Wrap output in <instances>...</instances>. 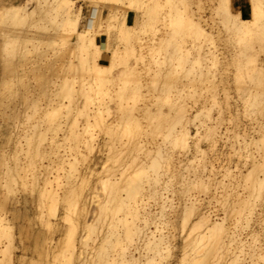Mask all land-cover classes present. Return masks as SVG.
Segmentation results:
<instances>
[{"label":"rangeland","instance_id":"1","mask_svg":"<svg viewBox=\"0 0 264 264\" xmlns=\"http://www.w3.org/2000/svg\"><path fill=\"white\" fill-rule=\"evenodd\" d=\"M20 1L21 0H0V46L2 48H0V77H3L5 75V77H3V80L0 79L1 82L4 81V84L2 83L4 86L1 84L3 87L0 85V90L6 88L7 90L5 89L4 91L6 93L9 91V93L7 94L2 90L0 91V93L3 92V96L6 94L7 97V95L9 94V99L8 97L6 99L5 96L3 97L2 94H0V97L2 96V100L0 98V101H2L1 104L6 103V107L5 105H3V107L0 104V126L3 125L1 126L2 128L0 127V132H5L4 134H6L4 135L3 133H0V144L2 145H0V160L2 162H0V184L3 185V188H1L2 185L0 186V192H2L0 194L3 195L5 193L4 191H7V186H5L4 184L5 182H11L12 179H9L12 176V178H14L15 180L10 184L11 187H14V193L16 191V194L11 195V192L8 196L9 198L7 199L9 200H6L7 202L5 204L6 210H3L0 206V218L9 220L14 226V246L12 247V260L10 261V264H65V260H67L65 258L68 257L67 245L74 242L76 246H79L80 242L78 243V239L85 233L84 231H86L82 228V226H71L70 222L72 217H79V222L85 220L88 225H92V229L89 230L87 234V236H89L88 244L87 246L82 247L83 251L85 248V259L86 256L89 257V255L93 251L94 246L98 244V242H100L104 234L110 229V222L114 221V217H122L121 214L123 213L120 211H112L109 208L104 209L101 207V204L97 203L98 200L101 201L102 199H104V192L107 189V187L104 189L102 188L101 184L99 183L98 177L101 175L104 177L107 173V170L109 169L114 172L112 173L108 170L110 173L108 172L107 175L111 177V175L116 172L112 177L117 178L120 171L124 169L123 166H121V169L120 165L126 164V167L127 164L131 162L129 161V159L134 158V155H136V157L139 156V159L144 156L143 159H145V155H143L142 152L139 153V151H133V154L130 152V154L133 155H131L132 157L130 158L129 152L125 150V142L128 141L127 138H129L130 136L127 134V131L131 128L129 113L131 111L136 112V110L142 107V105L144 106V104H147L148 107L151 106V108L155 112H161V115L159 116L160 118H155V124H157V127L153 124L150 127L152 128L151 133L149 125L147 124V117L143 118L139 111L140 115L138 116V118L140 120L141 126L144 127V129H146L148 133V136H146L148 139L147 144L149 142L150 143L147 146L152 148L151 146H154V144H158L161 145V147L166 146L170 150L171 145L166 138H163L162 134L171 128L174 121V113L172 110L169 111L168 109L169 99L175 97L177 94V90L180 89L183 96L187 93V95L184 96L185 98L183 97V103H187L185 104L187 107H189V111L193 110L191 112H195L196 110L194 111V109L202 106L203 103H205L206 106L212 108V104L213 108L212 110L210 108V114L212 113L211 115L212 117H214V121H218L216 120V118L220 120V123L217 124V130H221L222 138L217 141V150L213 151V149L210 148V146L204 139L200 141V144L206 151L205 164L207 168H210V165H212L218 179H222V183L218 184L216 186V189H211L210 191L205 193V191L201 190L200 187L192 186L190 183H187L188 181L182 180L180 177H175L170 182L171 185L168 186L167 195L172 198L173 207L166 208V212L169 213L168 218L172 220V223L167 226L169 229L168 231L171 232L172 238L170 242V257L167 259V261L164 262V264H176L177 258L181 254V248L183 245L182 237L185 236L184 230L182 231L180 225L179 216L177 215L179 214L178 212L182 206V203L184 201H187L189 195H196L201 201L200 207H202L207 212L211 211L212 217H221L225 215V211H223L222 204L220 205V203H217L216 198L220 200V195L224 193L222 187L223 183H229L228 177L222 175L225 173L224 169L226 167H229L234 174L238 173V170H241L242 172L247 171L246 165H249L250 157L248 158L247 156L242 155L244 154V147L241 149V151H239L241 152L240 155L235 147H238L237 143L239 142L234 139V133L240 132L242 130L248 132L247 128L253 125L257 126V123L262 124V126L264 125V113H254L252 111V108L254 107H252V105L249 104V102H247L246 100L248 99L247 93L249 95V91L254 90V87L256 90H261V82L264 78V69H261L263 70L262 72L260 71V69L255 68L258 69L256 70L258 72H256L254 71L255 69L252 68V63L255 62V58L257 59L256 64L262 62L264 65L263 40H261L260 38H255L256 36H254L253 34V37H251L250 40L247 39L246 42H244L245 40L241 42V40V43L239 42L240 44L237 43L238 39L236 41L237 37L231 31L232 29H227V25L225 23H221L219 20L220 17L217 14V16H215L214 14L216 12H214L213 8L216 5L217 0H213V2L212 0H201L199 5L200 9L197 8V5L195 6V4H198L197 1H190L191 4H187L189 6H187V10L188 8L192 10L197 9L198 14H200V16L202 14L201 17L202 19H204L202 20V23H207L204 24V26L208 28L207 30L213 31L212 35L214 36H212V40H214L216 44L213 42L211 45L210 41H203L202 46L205 43L204 46L206 47L205 48L203 46V49L205 48L204 50H207L208 48L206 45L209 46L210 44L211 46H217L216 48H214L215 50L218 49L216 50L217 53L219 52L217 65H211V63L209 64V61L206 62V60L204 59L203 61L202 59H200L201 63L199 62V64H197V62H195L194 60L196 59V57H198L196 51L197 44L192 41L193 36L191 35L193 34H190L187 31L186 26H177L176 28L173 27V29L171 28V14L169 13V6H163L161 9L156 8L155 11H151V9L149 8L150 4H148L149 0H121V7L114 13H112L111 10H107L105 7L95 8L93 6V3H91L89 0H75L74 9L75 11H79L77 28L79 30H83L84 28H86V26H91L92 31H94L95 28L96 30H98L96 32L98 34L97 42L99 43V47L101 48V54L97 58L99 63L106 64L108 62L109 54L111 53L110 50L114 49L116 51L115 59L110 67L111 73L107 74L109 80L111 81L106 82V88L104 89L106 94L104 95V99H101L102 101L100 100V103H102L101 105L104 106V109L102 110V121L100 125L91 127L93 136L95 138L93 141L95 147L91 152H88L86 148L83 147V144H78L79 141H75L72 137L71 132L74 129V126L69 124L67 125L66 123V106L68 105L69 108L71 107L72 111L76 114L77 124H81V122H84V117L80 115L81 113L79 109L85 104L87 99L85 93L80 89V86L83 84L85 87H90L89 94L91 95L90 98L93 99V102H96L95 97L97 96L95 94V89H97V87L104 88L99 79V76L95 73L94 70L91 69L90 62L86 60L88 52L92 47H83L82 44L79 43L78 39H76V36L74 34H71L67 30H65L64 32L59 29L57 32V36L54 37L52 46L46 45L44 35H40L38 36V41L35 42V45H37V47L35 46L36 49L34 50V52H32L33 56L31 55L26 60H19V47L21 43L14 44L9 42V40L12 39L11 37L17 34L18 30L21 31L19 34L21 37L24 38L30 36L26 31V27L32 21H36L46 26H53L55 24V22L53 21H46V19L51 17V12L49 9L48 11H38L36 9L37 13H34L33 17H30L31 19L27 18V20L25 21L26 23H14L13 21H11V17L14 15V13L7 10V5L9 3L18 4ZM241 1H244V3H246L248 6L251 5L249 3V0H235L236 3H239ZM176 2L178 1L176 0ZM201 2H203V4ZM36 5L37 0H27V7L29 9L36 7ZM177 5L181 6V3H177ZM182 6L180 7V9L183 10ZM191 7H193L194 9ZM201 8H204L203 11H201ZM212 9L213 11H211ZM245 9V14H248L247 20H249V23H251L253 15L249 13V8L247 6ZM171 10H174V8H171ZM231 10L234 11L233 8H231ZM18 14H23V11L19 10ZM40 18H42V20ZM58 18L56 17L57 20ZM216 21L217 24L215 23ZM52 23L54 24L52 25ZM154 25L155 30L154 33H152V27ZM224 26H226V28ZM256 27L258 28L259 26ZM218 28L221 29L219 32ZM49 29L50 32L53 31V29ZM108 32L113 34V38L109 43L111 48L105 50L103 48V38L106 34H108ZM159 40H161L160 50L158 53H155L153 57H151L148 51V47H150L151 43L156 44V42H159ZM1 41H6V46L5 43ZM2 44L4 45V47ZM155 44L154 46H156ZM30 45L31 44H29L28 46L30 47ZM243 45L246 47H242ZM12 48H15V50L17 49L18 51L14 52ZM41 51L44 52L39 53ZM241 53L242 56H240ZM9 58L10 60L7 61H13L11 63L14 66L16 65V63L20 65L16 66L17 69L14 67L15 71L12 70L14 71L13 74L12 71L7 70L8 74L9 72L12 74L11 76H7L6 69L3 68L4 63L6 62L5 64H7L6 59ZM17 59L19 61H17ZM32 59H34V61ZM35 59L38 61H36ZM59 59L64 62V67L60 66L61 64L59 63ZM43 61H50V63H54L55 69L48 68L47 66H45V63H42L44 66L41 67V62ZM39 63L41 64L40 66L38 65ZM35 65L38 69L34 67ZM19 67L20 70H18ZM31 67L35 68L33 70L36 73L38 71L37 74H39V72L41 73V70L45 71L41 73V78H39L40 76L37 77V79L41 81L40 85H38V82H36L35 78L33 79V70L30 71L32 69ZM21 68L23 69V72L27 70L26 74L28 72V77L26 78H29L30 86L29 92L27 93H25V90L19 86L20 82H18V79L16 77L17 73H15L16 71L22 72ZM2 70L4 71V75L2 74L1 76V73H3ZM250 70H252L253 75L251 74ZM43 73L46 74H44L45 77H43ZM248 73L250 74L248 75ZM256 73H258V75ZM134 74L136 76L138 75V77H134ZM254 74L256 75L254 76ZM9 77L11 78V80L9 79ZM135 78H139L140 82L138 81V79H136V81ZM209 78H216L214 83V79L210 81L211 86H208L210 85L208 83V81L210 80ZM200 79L202 80L200 81ZM134 80L137 82V85L135 84ZM253 80L255 82H253ZM10 81L12 84H14L12 85L13 88L12 86L10 87V85L5 86L6 83L11 84ZM42 81H44L45 83ZM64 81H71L74 87V91L72 92L70 101L67 98L66 91L63 89L65 85ZM252 82L255 84L254 87ZM16 85L17 87L15 88ZM222 85L225 86V88ZM133 87H135L134 90L136 89L139 92L137 96L131 95ZM40 88H42V90ZM222 88H224V93L227 94H225L226 96H224ZM10 89L16 90L13 92V94H11ZM211 90V94H213L214 92L218 94V96L217 94L215 96H217L218 99L216 98V100H219L220 104L217 105L216 103L215 105L213 101L209 100L212 99L211 94H208V91L210 93ZM14 93L18 95H14ZM22 94L23 96L26 95V101L21 98L23 97ZM191 95L193 96L190 97ZM135 96L139 99L136 100L138 102L135 101V99H137L135 98ZM208 96H210V98H208ZM31 97H34L35 99L38 97L36 99V105H34V108L32 106L34 103L31 101ZM23 101L26 103H23ZM133 101L136 102V106L135 102ZM151 103L152 105H150ZM87 104L89 105V108L91 107V109L94 106L91 103ZM219 105H222L223 107L221 118L219 116L220 114H217ZM30 106H32V108ZM54 107H60L59 109H55L53 111L56 113V116H54V118L50 120V123L55 122V124L51 125V129H47L45 127L46 122H44V120H42L39 115L43 114V112L45 111L50 112ZM153 110L151 111V113L154 112ZM251 111L256 114V117L255 115L251 114ZM136 114L138 115V112ZM215 116H218L219 118ZM38 122L41 123L40 129L43 132L45 141L40 140V147H38V149H41H39V153L38 151H36L38 154L35 155L31 153H33L34 143H36L35 145H37L38 140H36V137L32 139V144L30 146V155L32 156L30 157V159L28 158L29 155H26L25 153V151L27 150L25 135L27 133L26 131H30L32 125ZM56 122H59V124L57 125ZM196 123H198V121ZM262 126L261 129L263 131L264 126L263 128ZM189 130H191V132L195 131L194 124L192 125V123H190ZM130 134H134L133 131ZM6 136H9V138H5ZM50 136L54 137V141L51 143V146H49ZM143 136L144 134H141V137ZM104 141L106 143H109L110 145L113 142L115 144V148L117 147L116 149L121 146V143H124L121 147L123 148L124 146L123 153L117 155L114 152V149L112 150L111 148L110 150H108L107 148L110 145H102ZM239 141H241V139H239ZM251 147V151L253 152L254 149L253 154H255L258 158L261 154H263L259 149V154H257V148L253 146ZM259 148L261 149V147ZM262 148L264 147L262 146ZM210 149L212 151H210ZM171 150H174L177 153H183L182 151H180V149L174 148ZM261 150L264 151V149ZM125 152H127L128 154ZM79 153H81V155L84 154L86 156V159L78 161V170L80 171V174L78 176L77 174L79 172H75L73 174L68 171L67 161L69 159H72V155H78ZM110 153L112 154V158L114 156V153L116 154V156L114 157L116 158V160L113 158L116 162H113V160L111 161V157V159L107 158V155ZM184 156L182 154L180 157L183 158ZM197 157H199V155ZM30 160L35 161V168L34 166H31V168L28 164L30 163ZM63 160L64 162L62 163V169L56 171V162ZM105 160V165H107L106 167L108 169L106 170V172L103 171L102 174L99 175L96 172L101 169V164ZM148 161L149 160L147 159L146 162ZM42 164L48 166L45 171L43 168H40L42 167ZM33 169H35L34 174H36L37 176L35 179L32 177V173L34 172ZM263 169L264 168H261L259 169V171H257V177L263 176ZM131 170L132 167L129 168V170L127 169V172ZM205 170H203L202 172L203 177H205ZM8 171L10 172V174H12L11 176L9 175L10 177L7 175L9 174ZM44 172H46V174ZM56 172H58L59 174V185L56 187V192H58L59 198L60 195L66 193L72 204H78L80 195L84 196L91 190L97 192L98 197L97 199L95 198L96 201L94 202L92 199H90L89 203L84 208L83 215L77 216L76 213L71 211H69L70 214L67 213L69 215H65L66 212L64 211L65 208L63 210V203L57 202L56 208L55 206L54 208H52L51 202H48L50 201L48 199V196L44 197L40 195L41 193H39V189L43 185V176L47 175L52 178L56 174ZM72 174L76 177H74ZM20 175L26 177L27 179L25 187H23L22 184L19 185L21 181H19V177L17 176ZM7 176L9 181H6ZM192 178L193 175H190V179ZM70 180L72 182H69ZM232 181L233 180H231V183L226 187V193H231L227 198L229 200L228 202L232 203L233 201L235 205L234 207L226 206V217L229 223H231V226L234 225V222L238 216V213L234 212L239 208V206L236 205V193L240 194V200H242L250 198V193L252 191V187H246L244 185V180H240L241 185L239 186H235ZM73 187L76 188L75 192L71 189ZM67 190L68 192H70V194L66 192ZM1 195L0 202L1 198H3V196ZM58 195L56 193V198H58ZM10 198H12V200H10ZM262 200L257 201V203L259 204H257L255 207L256 213L253 215V219L250 221V226L238 229V231L240 232V237L243 241H245V244L249 243L252 248H255V251H253L246 245L244 246L245 252L249 251V253H245L244 256L246 261H249L251 258H256L257 253H261L262 255H264V201ZM148 202L149 206L147 210L151 212H157L158 207L152 197L148 199ZM40 211L41 214H39ZM153 226V223H150L149 229H154ZM117 228L119 229V224L117 225ZM37 231H41V234H39L41 235L39 236V241L43 239L42 236L44 235V237H46L44 245L47 246L48 244H52L55 247L52 249V251H48L49 255H45V253H43V256H41L40 258L37 256V253L34 250V244L36 240L35 236ZM19 239H21V241ZM0 241V248H2L7 242L4 238H1ZM57 242H60L59 246H56ZM89 245H91V248H89ZM115 248H113L112 250L110 247H108V250L110 252H113ZM139 248L140 244L137 249L133 248V246H130V250L135 256L138 255ZM70 261L71 262H69V264H78L76 256L73 257ZM258 262L260 264H264V258L263 260H258Z\"/></svg>","mask_w":264,"mask_h":264},{"label":"bare ground","instance_id":"2","mask_svg":"<svg viewBox=\"0 0 264 264\" xmlns=\"http://www.w3.org/2000/svg\"><path fill=\"white\" fill-rule=\"evenodd\" d=\"M89 1L91 3H93V6L95 8L96 7L97 8L105 7L107 10H111L112 13H114L116 10H118L122 5L121 0H89ZM177 1L178 2H176V0H173V1L172 0H149L148 4H150L149 8L151 9V11H155L156 8L161 9L163 6H169V8H170L169 13L171 14V17H170L171 28L173 29V27L176 28L177 26L178 27L179 26H186L187 31L190 34L191 33L193 34V35H191V36H193L192 41H194V43L197 44V45L196 44L195 45L197 48L196 51H197L198 57L195 56L196 59H194L195 62H197V64H199L200 59H202V61L204 59V60H206V62L209 61V64L211 63V65H217L218 64L217 63L218 58H219L218 57L219 52L217 53V51H216L218 49L215 50V48L217 46L216 47L211 46L213 42L215 43V41L212 40L213 39L212 36H214V35H212L213 31L207 30L208 28L204 26V24H207V23H205V22H204V24L202 23V20H204V19H202V17H201L202 14H201V16H200V14H198L196 7H195L196 10H192L189 8L187 10V6L189 5L190 1H193V0H177ZM196 1L198 4H195V6L197 5V8L200 9L199 5H200L201 0H195L194 2H196ZM74 2H75V0H37L36 7L32 8V9H29L27 7V0H24V1L21 0L18 4L9 3L7 5V10L12 11L14 13V15L11 17V21H13L16 24L17 23L24 24V22L27 20V18L31 19L30 17H33L34 13H37L36 9L38 11H48V9H49L51 12V14H50L51 17H49V18L47 17L48 19H46V21L55 22V24L52 23V25L54 24L53 26H46V25L40 24L36 21L30 22L31 21L30 20L29 25L26 27V31L29 33L30 36L23 38L19 35L21 31L18 30L17 34L12 36L11 37L12 39L9 40V42L14 43V44L21 43L20 47H19V56H20L19 60H21V59L26 60L32 55V52H34V50L37 47V45H35L36 44L35 42L38 41V36H40V35H42V36L44 35L46 45L52 46V44L54 42V37L57 36V32L59 29L64 31V32H65V30H67L71 34H74L76 36V39H78L79 43H81L83 47H85V48L92 47L90 49V51L88 52V56H87L86 60L88 62H90L91 69L94 70L95 73L99 76V79H100L101 83L103 84L104 88L103 87L102 88L97 87V89H95V94L97 96L95 97L96 102H93V99L90 98L91 95L89 94L90 87H85L83 84L80 86V89L86 95V99H87L86 102L94 105L91 109V107L89 108V105L85 102V104L79 109V111L81 113L80 115H82L84 117V122L83 123L81 122V124H77L76 114L72 111L71 107L69 108L68 105L66 106V113H67L66 123H67V125L69 124V125L74 126L73 127L74 129L71 132L72 137L74 138L75 141H79L78 144H80V143L83 144V147H85L88 152H91L93 150V148L95 147V145L93 143L95 138L93 136L91 127L100 125L101 121H102V110L104 109V106L101 105L102 103H100V100L104 99V95L106 94V92L104 91V89L106 88V85H105L106 82L111 81V80H109L107 74L111 73L110 67L112 65V62L115 59L116 51L114 49L110 50L111 53L109 54L108 62L106 64L99 63L97 58L101 54V48L99 47V43L97 42V35L98 34L96 32L98 30H96V28H95L94 31H92L91 26H86V28H84L83 30H79L77 28L79 11H75ZM212 2H213V0H212ZM177 3H179V4L181 3V6L183 5L182 6L183 10L180 9L181 6L177 5ZM201 3L203 4V2H201ZM249 3L251 4L250 6H248L246 3H244V1L236 3L235 0H217L216 5L215 6L213 5L214 6V8H213L214 12H216L214 14H215V16L218 15L220 17L219 20L221 23H225L227 25V27H228L227 29H232L231 31L237 37L236 41L238 39L237 43H239L241 40H242L241 42H243L244 40H245L244 42H246L247 39L250 40L251 37H253L252 36L253 34H254V36H256L255 38H260L264 42V0H249ZM246 6L249 8V13L253 15V18L251 19V23H249V20H247L248 14L247 15L245 14ZM171 8H174V10H171ZM191 8H193V7H191ZM231 8H233L234 11H232ZM203 9L201 8V11H203ZM213 9L211 11H213ZM19 10L23 11V14L19 15L18 14ZM94 12H95V9H94ZM56 17L57 18L59 17L58 20L56 19ZM40 19L42 20V18H40ZM92 19H91V21H92ZM123 19H125V18H123ZM213 22H214V20H213ZM215 23L217 24V21ZM256 26H259V27L257 28ZM224 27L226 28V26H224ZM49 28L53 29V31L50 32ZM152 28H153L152 33H154L155 25ZM220 30L221 29H219L218 32ZM61 34H63V33H61ZM112 38H113V34H111L109 32H108V34H106L104 36L103 48L105 50L106 49L108 50L109 48H111L109 43L111 42L110 40H112ZM207 40L211 42L210 43L211 45L209 44L210 47L208 45H206L208 49L204 50L206 48L204 46L205 43L203 45L205 47L204 49H203L202 44H203V41L205 42ZM6 41H7V39H6ZM6 41H1V42L5 43ZM6 43H5V46H6ZM29 44H31L30 47L28 46ZM151 44H150V47H148V49H149L148 51H149L150 56L153 57L154 54L158 53L160 50L161 40H159V42H156V44L155 43H151ZM154 44L156 46H154ZM192 44H193V42H192ZM206 44H208V43H206ZM3 47H4V45H3ZM15 47H16V45H15ZM242 47H246V46L243 45ZM0 48H1V46H0ZM13 50H14V52L18 51L17 49L15 50V48ZM242 50H243V48H242ZM43 52L41 51L39 53H43ZM242 53L240 56H242ZM60 54H62V53H60ZM138 54H140V53H138ZM7 60H10V58L6 59V61ZM19 60L17 59V61H19ZM32 60L34 61V59H32ZM254 60H255V62L252 61L253 62L252 68L253 69L258 68V69H260V71L263 72V70H261V69H264L263 63L258 62L259 64H256L257 59L254 58ZM17 61H15V62H17ZM36 61H38V60H36ZM11 62H13V61H11ZM11 62L7 61V64H5L6 62L4 63V65L2 64L3 68L6 69V72H7V70L8 71H12V70L15 71L16 66L19 65L16 63V65L14 66ZM42 63L43 64L45 63V66H47L50 69H55L54 63H50V61L49 62L43 61V62H41V64ZM59 63L61 64V65L59 64L61 67H64V62L62 60H60ZM41 64L39 63L38 65L40 66ZM43 64L41 65V67L44 66ZM31 65H33V64H31ZM34 67L37 68L36 65ZM34 67H31L32 69L30 68L31 70L30 69L29 70L32 71L33 69H35ZM26 69H28V68H26ZM40 69H39V71H40ZM258 69H255L254 71H256ZM18 70H20V67ZM14 71H12V74ZM21 71L22 72H18V71L15 72V73H17L16 77L18 79V82H20L19 86L25 90V93H27V92H29V86H30L29 85V83H30L29 78H26V77H28V72L26 74L27 70L23 72V69H22ZM41 71L45 72L43 70H41ZM206 71H208V70H206ZM250 71L252 74V70H250ZM2 72L3 73H1V76H2V74L4 75L3 70H2ZM32 72H33V74H32L33 79L35 78L36 82H38V85H40L41 81L38 80L37 77L40 76L39 78H41L42 72L41 73L39 72V74H37L38 71H37V73L34 70ZM256 72H258V71H256ZM12 74L10 72L8 74V72H7V76H9V75L11 76ZM44 74L45 73H43V77H45ZM209 74H210V72H209ZM249 74L250 73H248V75ZM256 74L258 75V73H256ZM256 74H254V76ZM135 76L136 75L134 74V77ZM3 77H5V75ZM3 77H0V79L3 80ZM136 77H138V75ZM255 78H254V80H255ZM9 79L11 80L10 77H9ZM136 79H138V81L140 82L139 78H135V80ZM212 79H214V78H212ZM212 79H210L208 81L209 84H210V81ZM252 79H253V76H252ZM7 80H8V78H7ZM201 80L202 79H200V81ZM215 80H216V78L213 80V83ZM235 80H237V79H235ZM254 80H253V82H255ZM44 81H42V82H44ZM136 81H135V84L137 83ZM3 82L0 81V85ZM220 82H222V81H220ZM10 83H11V81H10ZM64 83H65V85H64L63 89L66 91L67 98L70 101V97L72 95V92L74 91V87H73L71 81H64ZM261 84H262L261 90H256L254 87L255 84L253 83L254 90H250L251 92L249 91V93H250L249 95L247 93L248 99H246V100H247V102H249V104L252 105V107H254V108H252V111L254 113H256V112L264 113V78H263ZM7 85H10V87H11L14 84H12V83L7 84L6 83L5 86H7ZM42 85H43V83H42ZM208 86H211V84ZM215 86H216V84H215ZM16 87H17V85L15 86V88ZM223 87L225 88V86H223ZM12 88H13V86H12ZM134 88L135 87L132 88L133 91H132L131 95L137 96L139 92L136 89L134 90ZM224 88H222L223 93L225 92ZM5 89L3 88L1 90L4 91ZM40 89L42 90V88H40ZM15 90L10 89V91H11L10 93L13 94V92ZM43 90H44V88H43ZM252 91H254V92H252ZM226 92H227V90H226ZM2 93H0V94H2ZM4 93H6V92L4 91ZM7 93H9V91ZM211 93H212V90L210 93L208 91V94H211ZM6 94L4 95L5 97H6ZM11 94H10V97H11ZM216 94L217 93H215V92L213 94H211L212 99H209V100L213 101V103L215 105H216V103L218 105V104H220V102H219V100H216V98L218 96V94H217V96H215ZM225 94L226 93H224V96L227 95V94L226 95ZM14 95H18V94L14 93ZM186 95H187V93L184 96H186ZM2 96H3V94H2ZM2 96L0 97L1 100H2ZM8 96H9V94L7 95V97ZM22 96H23V94H22ZM136 96H135V98H137ZM184 96H183L181 90L179 89V90H177L176 96L169 99L168 109H169V111L170 110L173 111L174 121L172 123L171 128L162 134L163 138H166L169 141V143L171 145V149H174V148L180 149V151H182L183 153H177L174 150L173 151L171 149L169 150L166 146L161 147V145H158V144H154V146H151L152 148L147 146L150 143L149 142L147 144L148 139L146 136H148L147 135L148 133H147V130L141 126L138 116L141 114L143 116V118L147 117L146 118V120L148 119L147 124L149 125V128H150L152 126V124L155 126L157 125V124H155V121L161 115V112H155L151 108V106L148 107L147 104L146 105L144 104V106L142 105V107H140L138 110H136V112L131 111L129 113L130 114L129 118L131 121V124H130L131 128L127 131V134L130 136H129V138H127L128 141L125 142V145H124L126 148L125 150L127 152H129V154H130V152L132 153L133 151H139V153L142 152L143 155H145V159H143L144 156L142 154L141 155L143 157L141 159L138 158L139 156L136 157V155H134L135 157L132 159H129V161H131V162L128 163L126 167H125L126 164L120 165V168H121V166H123L124 169L121 168L122 170L121 171L119 170L120 173H119V176L117 178L112 177L116 172L114 174H112L114 171L112 172V170H109L106 167L107 166V165H105L106 160L102 162L101 169H99L96 172L99 175L102 174L103 171L106 172L107 169L110 172H112L111 173L112 178L107 175V173L109 172L108 170H107V173L105 174V176L106 175L107 176L106 177L104 176L105 178L102 175L98 177L99 183L101 184L102 188L104 189L107 187V189L104 192V196H103L104 199H102L101 201L98 200L97 203L101 204V207L104 209L109 208L110 210L115 211V212L116 211L123 212L121 214L122 217H114V221L110 222V224H111L110 229L104 234V236L102 237L100 242H98V244H96L94 246L93 251L91 250L92 251L91 254L89 255V257L86 256V259L84 256V254L86 253V252L84 253L85 248L83 251L82 247H85L88 244L89 236H87V234H88L89 230L92 229V225L91 224L88 225L85 222V220H82V222L81 221L79 222V220H78L79 217H72L70 225L75 226V227L78 225L82 226V228L84 230H86L87 232L84 231L85 233L82 236H80V238L78 239V243L80 242L79 246H76V244L74 242L67 245L68 257L65 258V259H67V260H65V264H69V262H71L70 260L75 256L78 260L77 261L78 264H84V263H86V264H164V262L167 261V259L170 257V251H171L170 250L171 249L170 242H171L172 235H171V232L168 231L169 229L167 226L170 223H172V220H170V218H168L169 213L166 212V208L173 207L172 198L167 195L168 186L171 185L170 182L173 180V178L180 177L182 180L188 181L187 183H190L192 186L200 187L201 190L205 191V193L210 191L211 189H216L217 188L216 186L218 184L222 183V179H218V177L216 176V173L214 172L213 166L210 165L211 167L207 168V166L205 164L206 151L200 144V141L202 139H204L208 143L210 148L213 149V151L217 150V147H216L217 141L220 138H222L221 130H219V131L217 130V127H218L217 124L220 123L219 122L220 120L216 118V120H218V121H214V117H212V115H211L212 113L210 114V108L211 107L206 106L205 103H203L202 106L198 107L197 109H194V111L196 110L195 112H191L193 110L189 111V107L186 106L187 103L185 102V100H184V102L186 104L183 103V97ZM192 96L193 95H191L190 97H192ZM195 96H196V94H195ZM247 96H246V98H247ZM7 97H6V99H7ZM12 97H13V95H12ZM206 97H207V94H206ZM21 98H23L26 101L27 97L25 95ZM208 98H210V96H208ZM208 98H207V100H208ZM8 99H9V97H8ZM31 99H29V100H31L34 103L33 104L31 102L33 104V105L32 104L31 105L34 108V105H36V99L34 97L33 98L31 97ZM136 100H139V99L137 98V99H135V101ZM27 101H28V99H27ZM135 101H133V102H135ZM136 102H138V101H136ZM136 102H135V106H136ZM1 103H2V101H0V104ZM23 103H26V102L23 101ZM5 104H1V105L3 106ZM150 105H152V103ZM32 106H30V107L32 108ZM211 106L213 108L212 104H211ZM5 107H6V105H5ZM218 107L219 108H218L217 114H220L219 116L221 118L222 113H223L222 112L223 107H222V105L221 106L219 105ZM0 108H1V106H0ZM59 108L54 107V108H52V110L50 112L45 111V112H43V114L39 115L42 118V120H44V122H46L45 127L47 129H51L52 128L51 125L55 124V122L50 123V120L53 119L54 116H56V113L53 111L55 109H59ZM136 108H138V107H136ZM212 108H211V110H212ZM152 110L154 111L153 113H151ZM139 111H140V114H139ZM25 112H26V110H25ZM137 112H138V115L136 114ZM253 112L251 114L255 115V117H256L257 113L254 114ZM129 114H128V116H129ZM15 115H16V113H15ZM215 117H218V116H215ZM153 118L154 119L156 118V119L154 120ZM195 121L196 122L198 121V123H196ZM40 122H41V120H40ZM40 122L34 123L32 125V127L30 128V131H26L27 133L25 132L26 133V135H25L26 140L25 139L24 140L26 141V146H27V150L25 151V153H26V155H29L28 158H30L32 156V155H30V152H31L30 146L32 144V139L34 137H36L37 138L36 140H38L37 145H35L36 143H34L33 153H31V154H35V155L38 154L39 149H41V148L38 149V147H40V144H39L40 140L45 139L43 132L40 129V125H41ZM190 123H192V125L194 124V126H195L194 132H191V130H189ZM14 124H16V123H14ZM56 124L58 125L59 122L58 123L56 122ZM256 125L259 127L253 125V126H250L249 128H247L248 132H246L245 130H242L240 132L234 133V139L240 143V145H239V143H237L238 147L235 146L236 149L239 152L244 147L243 148L244 154H242V155L247 156L248 158L250 157V159H249L250 162H249V165L248 164L246 165L247 166L246 172H242L241 170H238V173L234 174V173H232V170L229 167H226L224 169L225 173L222 175L228 177L229 183H223L222 187H223L224 193H222L220 195V197H221L220 200H218L217 198H216V200H217V203H220V205L222 204L223 211H225V215L218 217V218L212 217L211 211L207 212L202 207H200L201 201L196 195L195 196L189 195L187 198V201H184L182 203V206L178 212L179 214H177V215L179 216L180 225H181L182 231L184 230L185 236L182 237L183 238V245L181 248V254L177 258L176 264H258L259 263L258 260H263L264 255H262L261 253H257L256 258H251V256H250L251 259L249 261L245 260V257H244L245 253H249V251L245 252L244 246L246 245L248 248H251V250H253V251H255V248L254 247L252 248V246L249 243L245 244V241L242 240V238L240 237V232L238 231V229H242L243 227H249L250 226V221L253 219L252 217L256 213L255 207L257 204H259V203H257V201L258 200L261 201L262 199H263L262 201H264V169H263V176L262 177L256 176L257 171H259V169H261V168H264V151L261 150V149H264V148H262V146L264 147V130L262 131V129H261L262 124L257 123ZM1 126H3V125H1ZM263 126H262V128H263ZM7 130H8V128H7ZM132 131L134 134L131 135L130 133ZM158 131H159V129H158ZM151 132H152V128H150V133ZM0 133H3V132H0ZM141 134L142 135L144 134V136H143L144 138L141 137ZM154 134H156V133H154ZM4 135H6V134H4ZM2 137H4V136H2ZM5 138H9V136H6ZM239 139H241V141H239ZM111 140H114V139H111ZM44 141H41V142H44ZM49 141H50L49 142L50 144L49 143L48 144H49V146H51L52 145L51 143L54 141V137L50 136ZM16 142H17V140H16ZM103 144L107 145L109 143H106L104 141V143H102V145ZM122 144H124V143H121V146L118 149H116L117 147L115 148V144L112 142L111 145L109 144L110 146L107 149L110 150L112 148V150L114 149V152L117 155H119V154L123 153L124 146H123V148H121ZM1 146H0V148H1ZM251 146L257 148V150L255 149L256 153L258 152L257 154H259L258 149L260 151H262L261 153H263V154H261L260 156L258 155L259 156V158H258L255 154H253L254 149H253V152L251 151V148H252ZM259 147H261V149ZM21 149H23V148H21ZM211 149H210V151H212ZM36 151H38V153ZM127 152H125V153H127ZM242 152H243V150H242ZM27 153H29V154H27ZM115 153H114L113 158L116 156ZM239 153L241 155V152H239ZM110 154L107 155V158H109V159L112 158L111 157L112 154L111 155ZM132 154L129 155L130 158L133 156ZM182 154H183V156L185 154V156L183 158L180 157ZM198 155H199V157H197ZM147 157H149V158H147ZM113 158L111 159V161L113 160V162H116V161H114V159L116 160V158H114V159ZM0 159H1V157H0ZM85 159H86V156L84 154L81 155V153H79L78 155H76V154L72 155V159H69L67 161L68 171L73 173V174L75 172H79L78 174L76 173L79 176L80 171L78 170V161L79 160H85ZM147 159L149 160L148 162H146ZM245 159H246V157H245ZM0 162H1V160H0ZM63 162H64V160L56 162V168H55L56 171H58L59 169H62V163ZM199 163H201V164H199ZM246 163H247V160H246ZM28 164L30 165V167L34 166L35 161L30 160V163H28ZM35 167L36 166H34V168ZM85 167H87V166H85ZM131 167H132V170L127 172V169L129 170V168H131ZM40 168H43L45 171L48 168V166L42 164V167H40ZM40 168H37V169H40ZM33 170H34V172H33ZM33 170H32L33 173L32 172L31 173L33 174L32 177L35 179L37 176H36V174H34L35 169H33ZM149 170L152 172H150ZM203 170L206 171V173L204 174L205 177L202 176ZM44 173L46 174V172H44ZM7 175L11 176L12 174H10V172H9V174H7ZM190 175H193L192 179H190ZM8 176H7V179L5 178L6 181H9L12 179L11 182L13 183L15 180L14 178H12L13 176L9 180H8ZM115 176H117V175H115ZM17 177H19V181H21L19 183V185L22 184V186L25 187V183L27 182L26 177H23L21 175L17 176ZM74 177H76V176H74ZM58 178H59L58 172H56V174L52 178L47 176V175L43 176V178H42L43 185L39 189V191H40L39 193H41L40 195H42L44 197L48 196V199L50 200L48 202H51L52 208H54V206L56 208L57 202L63 203V210L65 208L64 211L66 212V213L64 212L65 215L67 213H69V211L76 213L77 216L83 215L84 208L89 203L90 199H92L94 202L96 201V199L98 197L97 192H94L91 190L90 192H88L84 196H81L79 194L80 195V198L78 199L79 203L78 204L77 203L72 204L71 200L69 199L68 195H66V193H63L62 195H60V198H59L58 192H56V190H57L56 187L59 185ZM231 180H233L232 183H234L235 186L241 185L240 180H244L245 181L244 185L246 187H252V191L250 193V198H248V199L240 200L241 199L240 194L236 193V196H237L236 205H238L239 208L234 211V212L238 213V216H237L233 226L230 225L231 223H229V221L226 217V208L230 207V206H232V207L235 206L233 201L231 203V202H228L229 200L227 199L231 193H226V187L231 183ZM11 182H5L4 185L7 186V189H6L7 191H4L5 193L3 195L0 194L1 196H3V198H1V202H0V206L3 210H6L5 204L7 202L6 200H9L7 198H9L8 196L10 195V193L12 192L11 195L16 194V191H15V193L13 191L14 187H11V184H10ZM69 182H72V181L70 180ZM6 183H7V185H6ZM1 185L2 184H0V186ZM1 188H3V185ZM71 189H72V191L74 190V192H75L76 188L73 187ZM68 190L66 192L70 194L71 191L69 190L70 192H68ZM172 192H174V191H172ZM234 192H236V191H234ZM0 193H2V192H0ZM56 193L58 195V198H56ZM151 197L153 198L155 204L158 207L157 212H151V211L147 210V208L149 206L148 199ZM10 200H12V198H10ZM39 214H41V211L39 212ZM69 214H67V215H69ZM38 218H41V217H38ZM150 223H153L154 229H149ZM118 224H119V229L117 228ZM40 232L41 231L36 232V236H35L36 240H35V244H34V250L36 251L37 256L39 258L41 256H43L42 255L43 253H45V255H47V254L49 255V252L52 251L53 248H55L52 244H50V245L48 244L47 246L44 245L45 240H46V237H44V235L42 236L43 239L39 241V239H40L39 236H41V235H39V234H41ZM14 233L15 232H14L13 224L9 220H5V218H0V239L4 238L5 241L7 242L4 245V247L0 248V264H10V261L12 260V247L14 246ZM19 240L21 241V239H19ZM0 243H1V241H0ZM59 243L60 242H57L56 246H59ZM139 244H140V248L138 250V255L135 256L131 252L130 246H133V248L137 249ZM90 246L91 245H89V248H91ZM108 247H110L112 250H113V248H115V247L116 248L113 252H110L108 250ZM141 249H142V251H141ZM88 252H89V250H88ZM52 257H54V256H52Z\"/></svg>","mask_w":264,"mask_h":264}]
</instances>
